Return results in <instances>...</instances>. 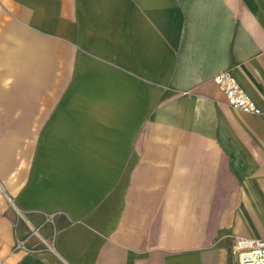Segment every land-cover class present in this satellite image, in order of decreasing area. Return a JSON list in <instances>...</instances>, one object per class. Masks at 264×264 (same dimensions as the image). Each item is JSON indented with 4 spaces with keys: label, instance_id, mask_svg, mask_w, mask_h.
Masks as SVG:
<instances>
[{
    "label": "crops",
    "instance_id": "0c3cea01",
    "mask_svg": "<svg viewBox=\"0 0 264 264\" xmlns=\"http://www.w3.org/2000/svg\"><path fill=\"white\" fill-rule=\"evenodd\" d=\"M10 25L18 41L83 50L82 120L194 126L176 140L147 128L139 143L135 125L133 143L113 145L100 134L121 128L69 116L16 144L2 130L0 264H238L234 238H264V0H0L3 36ZM224 70L257 112L227 103L213 81Z\"/></svg>",
    "mask_w": 264,
    "mask_h": 264
},
{
    "label": "rangeland",
    "instance_id": "374dc122",
    "mask_svg": "<svg viewBox=\"0 0 264 264\" xmlns=\"http://www.w3.org/2000/svg\"><path fill=\"white\" fill-rule=\"evenodd\" d=\"M12 27L16 28L10 25L9 36H3L0 28V135L2 130H8L11 144H16L26 129L43 127L51 116H69L65 123L75 128H105L110 133L121 128V136L100 134L99 141L111 145L133 143L135 138L129 131L133 133L135 125L139 143L144 139L140 134L147 128L155 132L169 129L171 140H176L180 128H193V116H122L127 120L116 122L114 116H100V121L82 120L85 117L83 50L59 40L18 41L17 30ZM145 107L139 105L138 111L143 112ZM206 122L203 120V125Z\"/></svg>",
    "mask_w": 264,
    "mask_h": 264
},
{
    "label": "built area",
    "instance_id": "2783aa9c",
    "mask_svg": "<svg viewBox=\"0 0 264 264\" xmlns=\"http://www.w3.org/2000/svg\"><path fill=\"white\" fill-rule=\"evenodd\" d=\"M213 81L224 94L227 103L242 112H257L255 101L247 94L230 70L217 72ZM232 252L238 264H264V238L236 237Z\"/></svg>",
    "mask_w": 264,
    "mask_h": 264
}]
</instances>
